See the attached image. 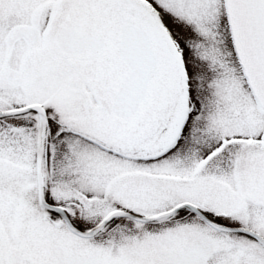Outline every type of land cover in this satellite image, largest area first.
Wrapping results in <instances>:
<instances>
[{
  "label": "snow or ice",
  "instance_id": "obj_1",
  "mask_svg": "<svg viewBox=\"0 0 264 264\" xmlns=\"http://www.w3.org/2000/svg\"><path fill=\"white\" fill-rule=\"evenodd\" d=\"M0 264H264V0H0Z\"/></svg>",
  "mask_w": 264,
  "mask_h": 264
}]
</instances>
